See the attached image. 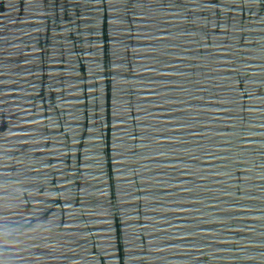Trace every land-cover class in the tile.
<instances>
[{"label":"water","instance_id":"water-1","mask_svg":"<svg viewBox=\"0 0 264 264\" xmlns=\"http://www.w3.org/2000/svg\"><path fill=\"white\" fill-rule=\"evenodd\" d=\"M0 264H264V0H0Z\"/></svg>","mask_w":264,"mask_h":264},{"label":"snow or ice","instance_id":"snow-or-ice-1","mask_svg":"<svg viewBox=\"0 0 264 264\" xmlns=\"http://www.w3.org/2000/svg\"><path fill=\"white\" fill-rule=\"evenodd\" d=\"M254 2H257V3H258V2H259V0H254Z\"/></svg>","mask_w":264,"mask_h":264}]
</instances>
